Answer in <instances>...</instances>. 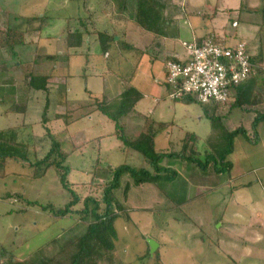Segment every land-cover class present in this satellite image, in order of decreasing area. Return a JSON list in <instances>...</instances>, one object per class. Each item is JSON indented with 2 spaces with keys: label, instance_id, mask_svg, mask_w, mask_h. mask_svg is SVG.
Returning <instances> with one entry per match:
<instances>
[{
  "label": "rangeland",
  "instance_id": "rangeland-1",
  "mask_svg": "<svg viewBox=\"0 0 264 264\" xmlns=\"http://www.w3.org/2000/svg\"><path fill=\"white\" fill-rule=\"evenodd\" d=\"M224 1L242 10H222V0L166 2L163 17L172 21L165 32L175 38L172 43L178 58H187L182 43L189 45L203 38L223 46L243 42L250 55L264 59V15L245 10L263 7V1ZM108 3L113 11L123 13L124 0ZM111 9L104 0H0L2 32L36 28L45 17L34 44L0 43V130L15 129L18 142L26 146L29 164L45 156L52 140L58 142L78 205L88 195L101 201L112 168L128 165L152 171L141 154L120 143L114 124L89 106L90 96L116 97L133 82L124 76L137 69L136 77L141 74L146 82L140 85L147 96L142 102L145 113L156 122L173 123L157 132L156 153L180 152L186 133L200 138L202 160L206 151L224 145L226 132L242 128L256 142L249 143L242 135L234 138L233 151L227 157L232 165L228 174L216 176L179 158H164L159 166L176 174L170 181L137 186L124 176L112 196L127 209L129 220L119 217L115 221L114 250L100 264H264V120L255 130L251 127L256 118L264 116V76L256 79L262 104L233 109L230 103L221 105L212 124L200 106L173 102L170 92L161 86L163 49L154 46L158 39L144 28H136L135 23L119 25L101 14L111 13ZM126 15L131 18L130 9ZM69 31L83 33L80 47L68 48L64 38ZM99 32L113 35V45L106 48L109 59L98 41ZM4 35L14 42L12 34ZM26 37L30 39V31ZM129 44L145 51L138 65L139 58ZM120 57L125 58V65ZM262 67L264 70V63ZM27 73L51 76L47 91L28 93ZM11 91L14 97H5ZM154 99L158 100L155 104ZM85 113L89 116L82 118ZM59 114L77 120L66 126L64 119H55ZM124 123L126 137L134 139L141 123L128 119ZM40 172L27 163L0 161V264H30L29 260L58 264L65 259V254H60L63 245L86 229L76 218L55 219L38 206L60 208L70 200L52 169L39 179L32 178ZM148 240L158 246L153 255Z\"/></svg>",
  "mask_w": 264,
  "mask_h": 264
},
{
  "label": "trees",
  "instance_id": "trees-1",
  "mask_svg": "<svg viewBox=\"0 0 264 264\" xmlns=\"http://www.w3.org/2000/svg\"><path fill=\"white\" fill-rule=\"evenodd\" d=\"M172 0H124L122 12L131 13V18L135 22L136 28H144L153 38H170L165 32L169 26L171 19L163 17L167 11V3ZM264 3V0H261ZM108 0H104V5L108 7ZM170 4V3H169ZM247 9V8H246ZM178 10V7L175 8ZM249 13H259L264 15V6L261 8L247 9ZM121 14V15H123ZM192 16H204L201 14L193 13ZM42 17L36 26L29 30L21 31V29H11L5 32L0 31V43H7L12 46L14 43L18 45L31 44L33 39L36 38L42 30L45 20ZM122 19V16L118 17ZM30 31V39L27 40V33ZM12 34L14 42L5 39V35ZM11 37V36H10ZM174 38V37H173ZM16 39V40H15ZM113 37H108L104 33H98V41L103 48V54H107V49ZM10 40V39H9ZM12 40V41H13ZM68 48H78L83 42V33L69 31L68 35L64 38ZM203 38L196 39L197 43H201ZM157 43H155V46ZM133 47V45H132ZM136 54L140 55L142 50L134 49ZM246 54L249 57L250 72L247 78L233 88V97L231 102L212 103L203 105L197 101L195 97L183 96L177 99H171L173 102L190 106L197 104L200 106L203 116L206 120L213 122L218 119L216 113L220 107L226 106L230 103L229 108H240L243 105L256 106L263 103V94L256 85V79L264 76L263 63L264 59L261 55H250L246 47ZM49 57V58H48ZM52 60L53 56H47ZM178 58V57H177ZM176 56L168 57L164 65V79L163 86L166 91H169L170 85L166 82V63L172 61L178 63L179 59ZM26 89L28 91H47V82L51 76L46 75H33L32 73L26 74ZM143 98V95L134 87H128L116 97L108 98L102 95L99 98L91 97L89 106L94 107V111L106 117L114 124V135L120 143L138 152L148 162L152 171L135 169L128 165L116 166L111 169L110 176L112 177L102 189L101 201H98L92 195L85 197L79 206V197L71 189V184L67 180L69 168L64 165L65 155L60 153V144L54 140L51 141L50 148L44 157L29 164L27 159L26 146L18 142V135L14 128L0 130V161L11 159L16 162L27 163L29 167L34 170L39 169L41 172L33 175V179H39L44 176L48 169L55 172L58 184L70 195V200L60 208H55L52 205H38L34 202H27L28 205H38L43 211L47 212L55 219L76 218L80 222L86 224L84 233L78 238L69 240L60 249V254H65V259L60 261V264H100L107 259V253L114 250V244L117 240L116 230L114 223L119 217L128 218L127 209H122L120 205L114 201L113 191L119 189L121 179L128 176L133 180L134 185L144 184H159L160 182L170 181L176 174L169 168H162L159 163L164 158H179L184 162L194 164L200 171L213 173L220 176L224 173H229L231 170V163L227 157L233 151V140L236 136L242 135L245 141L254 144V140H250L246 131L238 128L231 132H226L223 146H217L211 152L204 154V159H200L198 151V144L200 138L197 135L186 133L183 139L182 150L178 153H156L154 147V139L158 131H162L171 126V123H155L150 117H142L143 124L139 126V131L134 139L129 140L126 137V126L124 121L137 115L135 106ZM222 105V106H221ZM91 107V108H92ZM47 105L44 106L43 116L45 117ZM88 112V111H87ZM93 112V111H92ZM91 112V113H92ZM87 114V113H86ZM85 114V116H86ZM67 116V115H66ZM66 116H55V119H64L65 124L70 123V119ZM264 120V116L256 118L251 127L255 130L256 124L260 120ZM44 122V121H42ZM128 187L126 186L124 192ZM7 197V196H6ZM13 198L20 199L19 195H13ZM67 256V258H66ZM157 257V256H156ZM158 258V257H157ZM28 263L36 264L34 260H29ZM40 263V262H39ZM58 263V264H59ZM40 264H47L41 262Z\"/></svg>",
  "mask_w": 264,
  "mask_h": 264
},
{
  "label": "built area",
  "instance_id": "built-area-1",
  "mask_svg": "<svg viewBox=\"0 0 264 264\" xmlns=\"http://www.w3.org/2000/svg\"><path fill=\"white\" fill-rule=\"evenodd\" d=\"M184 46L186 59L166 63V82L171 99L192 96L203 105L224 103L233 97V88L249 72V57L243 42L223 46L212 40H196Z\"/></svg>",
  "mask_w": 264,
  "mask_h": 264
},
{
  "label": "crops",
  "instance_id": "crops-1",
  "mask_svg": "<svg viewBox=\"0 0 264 264\" xmlns=\"http://www.w3.org/2000/svg\"><path fill=\"white\" fill-rule=\"evenodd\" d=\"M216 4H217V2H216ZM109 5V4H108ZM222 10H229V13H236V11H239V10H242V7L240 6H230L229 4H228V2L227 1H224V0H222ZM111 6H112V4H111ZM239 7V8H238ZM107 9H111L110 8V6H108V7H106ZM247 9L249 8V9H253V8H257V7H255V6H249V7H246ZM245 8V10H246V12H248V10ZM112 9H113V7H112ZM111 9V13H104V12H102L101 14H103V15H106L107 17H109L110 18V20L111 21H114V22H116V23H118L119 25H130V24H132V23H135L133 20H132V18H128L127 17V15H126V13H116L115 11H113ZM108 10V11H109ZM180 11H179V9H178V13H179ZM187 13H189V11L187 12ZM190 13H196V12H190ZM228 13V12H227ZM121 14H123V15H121ZM198 14V13H197ZM119 16H122V19H119L118 17ZM121 27V26H120ZM122 28H124V27H122ZM121 29V28H120ZM125 29V28H124ZM100 33V32H99ZM104 34H106L108 37H113V35H109V34H107V33H105V32H103ZM39 36V35H38ZM37 36V37H38ZM37 37L36 38H34L33 39V43L32 44H34L35 42H36V40H37ZM174 39L175 38H158V40H157V42H155V43H157V45L155 46V44H154V46H155V49H157L158 51H160L161 49H163V51H162V53H163V60H162V62H161V71H162V78H161V81H160V84H161V86L164 88V86H163V79H164V65H165V61L168 59V57H172V56H176V57H178L176 54H175V51H174V45H173V43H172V41H174ZM197 39H199V38H197ZM159 40H161V41H159ZM196 40V39H195ZM118 41V40H117ZM111 45H113L112 43H111ZM133 44H129L128 45V47L129 46H132ZM109 46H110V44H109ZM117 46H118V43L115 45V48H117ZM130 49H132L133 50V54L135 55V58H139L138 59V62H137V65L138 64H140V62H141V59H142V55H144V52L145 51H143V52H141V54L140 55H138V54H136V52L134 51V49H139V50H142V49H140V48H135V46L133 45V47L132 48H130ZM160 49V50H159ZM158 51H157V53H158ZM158 56V55H157ZM104 57L105 58H107V59H109V57H110V55L107 53V54H104ZM119 57V56H118ZM120 60H121V62H122V65L125 63V61L126 60H124V59H122V57H120L119 58ZM155 59H157V58H155ZM154 59V60H155ZM136 60V59H135ZM134 60V61H135ZM133 64H135V62L133 63ZM19 65V64H18ZM121 65V66H122ZM125 65V64H124ZM118 66L119 67H121L120 66V64H118ZM118 66H116V67H118ZM136 68H138V67H135V69ZM137 70V69H136ZM136 70H134L135 72H133V74L132 75H127V76H124V77H128V79L130 80V81H133V82H131L132 84H130V86H128V87H134V88H136L138 91H140L141 92V94L143 95V98H142V100L140 101V102H138V104L135 106V110H136V112H137V115L136 116H134V117H131L130 119H128V120H137V123H141V125L143 124V121H142V117H148V115L145 113V107H143L142 106V102H144V100L146 99V95L144 94V92L141 90V84H142V82H144V84L146 83L145 81H144V79H142V76H141V74H138L137 75V77H136ZM51 79V77L49 78V80ZM48 80V81H49ZM127 87V88H128ZM144 87V86H143ZM126 89V88H125ZM165 89V88H164ZM31 91H28V93H30ZM123 92V90L119 93V94H121ZM14 91H11L10 93H8L5 97H14ZM118 94V95H119ZM166 96H167V92H166ZM107 97V96H106ZM109 98V97H108ZM158 100L157 99H154V101H153V104H155L156 102H157ZM10 103H13L14 104V102H11L10 101ZM182 105V104H181ZM185 106V105H184ZM142 109H143V111H142ZM86 114V113H85ZM85 114L84 115H82L81 117L82 118H84V117H87V116H89V114L88 115H86L85 116ZM59 115H62V114H59ZM67 115V114H66ZM70 119V118H69ZM79 119V118H78ZM152 119V118H151ZM57 120H60V119H57ZM71 121H70V123L69 124H71L73 121H75V120H77V119H70ZM127 120V119H126ZM153 120V119H152ZM155 123H166V122H156L155 120H153ZM69 124H65L66 126L67 125H69ZM173 123H171V125H172ZM140 125V126H141ZM169 128V127H168Z\"/></svg>",
  "mask_w": 264,
  "mask_h": 264
},
{
  "label": "water",
  "instance_id": "water-1",
  "mask_svg": "<svg viewBox=\"0 0 264 264\" xmlns=\"http://www.w3.org/2000/svg\"><path fill=\"white\" fill-rule=\"evenodd\" d=\"M148 248H149V253L150 255H153L154 251L157 249V244H155L153 241H147Z\"/></svg>",
  "mask_w": 264,
  "mask_h": 264
},
{
  "label": "clouds",
  "instance_id": "clouds-1",
  "mask_svg": "<svg viewBox=\"0 0 264 264\" xmlns=\"http://www.w3.org/2000/svg\"><path fill=\"white\" fill-rule=\"evenodd\" d=\"M203 41V40H202ZM245 46H246V44H245Z\"/></svg>",
  "mask_w": 264,
  "mask_h": 264
}]
</instances>
